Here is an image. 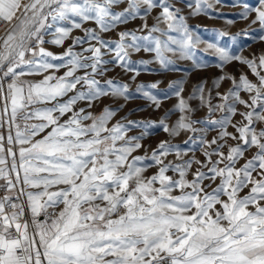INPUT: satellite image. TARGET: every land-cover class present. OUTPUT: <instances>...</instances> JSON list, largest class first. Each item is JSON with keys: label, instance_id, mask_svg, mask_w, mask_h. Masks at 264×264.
Returning a JSON list of instances; mask_svg holds the SVG:
<instances>
[{"label": "snow or ice", "instance_id": "snow-or-ice-1", "mask_svg": "<svg viewBox=\"0 0 264 264\" xmlns=\"http://www.w3.org/2000/svg\"><path fill=\"white\" fill-rule=\"evenodd\" d=\"M219 3L194 0L187 7L192 16L208 15ZM240 7L238 19L249 21V28L258 24L260 35L254 39L264 41V0ZM155 8L161 11L149 27L147 17ZM180 11L168 0H0V128L8 127L7 147L0 134V264H264V52L246 58L218 43L207 44L219 61L217 67L238 61L257 82L244 74L238 82L232 76L218 77L213 81L217 88L225 79L232 87L223 95L216 93L223 103L215 105L211 92L205 97L203 83L194 87L188 99L198 98L201 107H207L208 116L202 120L191 117L195 109L181 96L183 81L169 85L179 97L176 108L181 113L171 127L166 117L159 125L117 121L109 127L119 108L106 106L94 115L75 107L84 101L91 108L103 97L132 99L129 84L97 79L112 65L135 72V80L140 72L131 52H154L164 69L173 65L165 53L203 67L195 53L200 40ZM137 18L144 21L140 28L120 31L115 40L101 36ZM88 21L99 32L83 28L84 36L73 38L59 55L43 47L45 35L54 36L48 43L63 45L73 29ZM250 35L245 28L231 39ZM84 44L88 47L73 50ZM106 54L112 58L104 59ZM61 68L66 71L57 76ZM36 75L42 78L23 79ZM156 87L139 84L135 91L159 107L151 92ZM241 91L247 99L241 98ZM36 104L50 106L31 108ZM237 105L245 111L238 113ZM216 111L223 113L219 119L212 118ZM237 114L241 120L234 122ZM32 120L39 122L29 123ZM132 126L144 131L126 136ZM155 126L170 137L190 133L185 147L161 140L150 155L147 150L143 156L132 155L144 147L141 141ZM229 126L235 131L229 132ZM209 131L217 132L211 140ZM197 150L203 160L196 158ZM189 152L193 155L184 159ZM169 155L179 162L165 163ZM151 167L157 171L144 175ZM244 189L247 194L241 196ZM174 190L180 194L173 195Z\"/></svg>", "mask_w": 264, "mask_h": 264}, {"label": "rangeland", "instance_id": "rangeland-1", "mask_svg": "<svg viewBox=\"0 0 264 264\" xmlns=\"http://www.w3.org/2000/svg\"><path fill=\"white\" fill-rule=\"evenodd\" d=\"M169 3L175 5L176 8H179L180 15L185 17L186 22L188 23L190 29L193 31V35L198 37L200 43L197 44L195 48L196 58L199 63L204 65L203 67H196L193 63L192 59L188 58H180L178 54L165 53L170 59L173 60V65L170 66L169 69H164L161 67L159 61L156 59L154 52H145L143 50L139 52H131L130 59L133 62L134 66L138 67L140 74L136 76V79L133 80L132 76L135 75V72H126L121 68L113 67L109 65L108 67L111 69L109 72L105 74L103 78L97 77V79H101V82L105 79H114L119 80L123 83H127L130 86V91L133 94V98L128 101H124L123 98H111V97H103L99 101L94 102L93 107L87 108L86 102L81 101L75 106L77 109L80 107H84L86 111H91L94 115H99L104 107H112L119 108L120 110L117 112L116 116L113 117L111 121H109V127L112 124L120 121L121 123H127L128 121H137V122H155L156 125H159V122L162 118H165V123L171 127L181 116V113L177 110L176 106L179 102V97L175 96L173 90L170 89L169 85L174 82L183 81L184 91L181 93V96L187 101V103L195 109L194 112L191 113V117L196 120H202L206 116H208L207 107H201L200 100L192 99L189 100L188 97L192 95L194 87L203 83L204 84V95L208 96V93L211 92V103L213 105L223 103L220 96H217L216 93L219 92L221 95L227 93L229 88L232 87V81L230 79H225L220 82V86L217 88L213 81L218 77L227 75L232 76L239 81V77L241 74H244L248 77L249 80L253 82H257V78L252 74L251 70L244 64H241L238 61H233L224 66L223 69L217 67L219 61L217 57L211 50L207 49L208 43H218L220 46L228 47L230 51L235 54L241 55L246 58H251L253 55L257 57L264 52V41H259L258 39H254V37H258L260 35L259 25H252L249 28V21H241L238 19L236 14L242 10L240 7L244 3H247L250 7H254L257 5V0H221V3L215 4V8L210 10L208 15H199L192 16L190 15L191 9L187 7L189 3H194V0H168ZM211 2L215 3V0H211ZM123 7H117L115 10L119 11ZM161 9L155 8L147 17V24L151 27L156 21L155 17L159 15ZM254 16V14H253ZM228 20H235L234 24H228ZM144 23L141 19L137 18L135 20L129 21L127 24L119 25L116 29L111 32L101 33V36L104 39L115 40L118 39L117 33L120 31H132L140 28V26ZM3 27H0V35H3ZM160 28L165 29L167 25L165 23H160ZM83 28H93L99 32L98 26L92 22H85L81 29H73L70 33L68 39L64 41L63 45H55L52 43H48V41L54 39V36L51 34L45 35V44L43 47L54 54L63 53L67 47L72 44V39L75 37H83L84 31ZM248 28L251 33L250 36H240L235 41L231 39V36L240 32L242 29ZM228 33V35L220 36L219 33ZM147 34V32H137V35ZM153 35L160 36L161 39H166V37L162 36L160 33H154ZM169 35L179 39V34L176 32H170ZM95 44V41L92 42ZM88 47L87 44L84 45H76L74 46V51H81L82 48ZM85 55H88L85 53ZM112 58V54H106L104 59L110 60ZM148 61L149 63L144 65H139L137 62L139 61ZM59 62V61H54ZM66 71L65 68H61L55 74L57 76L63 75ZM78 75H82L83 71H79ZM264 74V71L261 72ZM39 76L37 80L41 79ZM139 84L151 85L156 84L157 87L155 89H151L153 95H156L159 100V107L156 106L155 103L143 97L142 94L136 93V86ZM80 88V86H77ZM73 93H69L72 95ZM241 98L247 99L248 94L241 91ZM64 99H67L65 97ZM231 102V100L229 101ZM123 105L121 108L120 106ZM45 106L44 104H36L31 106V108H42ZM238 113L239 111H245L242 105H237ZM71 115L68 113L63 119H67V117ZM223 115L222 112L216 111L213 113V119H219ZM241 117L239 114L233 117V121H239ZM38 120L29 121V123H38ZM84 123L89 124L91 121H85ZM202 125H196V127H201ZM229 132H234L235 130L229 126L227 129ZM144 131L141 127L132 126L130 130L126 133V136H139ZM150 135L146 136L141 143L144 145L141 149L136 150L132 155H145V150H147V154H151V150L154 149L157 144L161 140H170L172 143L180 145L181 147H185L184 141L188 138L190 133L182 132L177 137H170L167 133H165L161 127L155 126L149 129ZM217 135L216 131H209L207 135V139L211 140L213 136ZM39 138V137H37ZM122 143V142H118ZM230 144H234L235 141L229 140ZM227 149H225V152ZM254 151V150H253ZM193 153L189 152L188 156H185L184 159H188L189 156H192ZM247 156H251L252 152H248ZM195 156L197 159L203 160L204 157L200 151L195 152ZM165 163L168 161H173L174 163H178L179 161L175 157V155H169L164 158ZM244 161H239L238 165L242 164ZM195 165L193 166V170H195ZM157 171L156 167H151L147 169L144 173L146 176H151ZM169 176H173L174 178H178L177 174L172 172L167 173ZM23 176V172H21V177ZM191 173H189L188 179H191ZM209 183V181H205V184ZM216 183H219L217 180ZM21 187L23 185H20ZM216 185L213 184L212 187ZM28 191H37V189L28 188ZM211 189H209L210 191ZM248 189H244L240 193L241 196L247 194ZM179 190H174L173 195H179ZM26 200V197H23ZM62 207V205L60 206ZM52 211V209H49ZM59 211V209H56Z\"/></svg>", "mask_w": 264, "mask_h": 264}, {"label": "crops", "instance_id": "crops-1", "mask_svg": "<svg viewBox=\"0 0 264 264\" xmlns=\"http://www.w3.org/2000/svg\"><path fill=\"white\" fill-rule=\"evenodd\" d=\"M38 77H39V75H36V76H26V77H24L23 79H27V80H33V81H35V80H37L38 79ZM3 107H4V104H3V101L0 103V110H2L3 109ZM29 110H31V108L29 109ZM19 123H21V125H23V121L22 120H20V121H18ZM0 134H3L4 136H5V141H4V143H5V146L7 147V139H6V137H7V134H8V127H7V125H5L3 128H0ZM15 134V129L13 128V135ZM19 146H17V148H18ZM10 160H11V158H9V162H10ZM17 160H18V157H17ZM22 172V171H21ZM15 177V174L13 173V178ZM0 182L1 183H4V181L3 180H0ZM18 187H21V186H18ZM23 200L25 201V199L23 198ZM25 218H28L27 216L25 217ZM42 218V217H41Z\"/></svg>", "mask_w": 264, "mask_h": 264}, {"label": "built area", "instance_id": "built-area-1", "mask_svg": "<svg viewBox=\"0 0 264 264\" xmlns=\"http://www.w3.org/2000/svg\"><path fill=\"white\" fill-rule=\"evenodd\" d=\"M3 25L2 24H0V27H2ZM2 102V100H0V103ZM0 184H3V183H1L0 182ZM2 195H4V191H3V189H0V196H2ZM21 201H24L23 200V197H21Z\"/></svg>", "mask_w": 264, "mask_h": 264}]
</instances>
